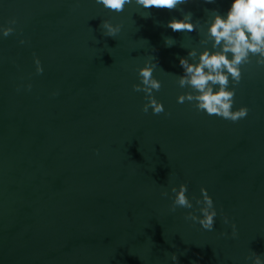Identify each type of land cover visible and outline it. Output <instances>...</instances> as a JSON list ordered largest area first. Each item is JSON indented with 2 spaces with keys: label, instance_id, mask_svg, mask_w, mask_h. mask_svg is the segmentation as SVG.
Here are the masks:
<instances>
[{
  "label": "water",
  "instance_id": "1",
  "mask_svg": "<svg viewBox=\"0 0 264 264\" xmlns=\"http://www.w3.org/2000/svg\"><path fill=\"white\" fill-rule=\"evenodd\" d=\"M228 3L182 7L203 23L204 9ZM142 11L0 0V25L17 20L0 37V264H172V253L179 264H246L252 251L264 256V67L254 57L243 66L233 110L249 112L235 123L177 103L188 90L176 83L178 57L199 50L201 36L166 27L179 11ZM105 19L122 25L116 38L102 34ZM149 55L166 110L158 115L142 111L145 94L132 87ZM180 183L190 198L208 189L213 231L186 220L192 210L170 211ZM220 213L236 224L235 239Z\"/></svg>",
  "mask_w": 264,
  "mask_h": 264
},
{
  "label": "clouds",
  "instance_id": "2",
  "mask_svg": "<svg viewBox=\"0 0 264 264\" xmlns=\"http://www.w3.org/2000/svg\"><path fill=\"white\" fill-rule=\"evenodd\" d=\"M95 2L115 13L123 12L126 6L132 4L138 6L141 11L151 8L179 11V16H172L166 27L174 32L195 31L201 36L198 41L201 47L199 50L192 47L188 49L186 56L178 57L183 71L181 75H175L176 83L180 88L188 90L176 97L177 103L190 102L198 112L214 114L233 123L247 117L249 112L247 106L233 110L234 97L236 86L242 79L243 66L252 64L254 57L255 64L264 67V0H229L225 11L215 7L206 8L203 23L199 18L194 19L193 12L182 7L194 4L196 0H95ZM202 3L215 5L217 0H202ZM142 12L147 13L143 15L145 18L150 16V12ZM16 23L17 20L13 18L8 21L7 26L0 25V37L12 34L15 31L13 25ZM100 28L104 36L116 38L122 30V25L113 24L105 19ZM20 43L24 44L26 41L21 39ZM164 44L172 47L176 41L172 37H164ZM33 62L36 73L42 74L44 71L42 62L35 54ZM157 65V58L149 55L144 65L138 68L140 82L132 86L134 91L145 94L146 102L142 106V111L148 113L151 109L154 115L166 111L163 102L154 95L162 86L161 81L153 75ZM26 87L31 90V83ZM171 193L173 195L169 197L172 201L170 211L175 212L178 207L192 210L186 213V220L198 223L204 230H214L218 211L207 188L201 187V195L190 198L187 194V183H180L171 187ZM161 195L168 197L169 193L163 191ZM220 214L223 215L224 224L231 225V237L235 239L238 236L236 224L230 221L227 215ZM221 235L227 236L228 233ZM170 259L172 264H179L176 253H172ZM245 261L246 264H264V256L252 251L245 257ZM191 264L199 262L192 261Z\"/></svg>",
  "mask_w": 264,
  "mask_h": 264
}]
</instances>
